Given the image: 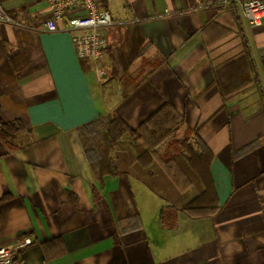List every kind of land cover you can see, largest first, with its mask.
Masks as SVG:
<instances>
[{
  "label": "crops",
  "instance_id": "0c3cea01",
  "mask_svg": "<svg viewBox=\"0 0 264 264\" xmlns=\"http://www.w3.org/2000/svg\"><path fill=\"white\" fill-rule=\"evenodd\" d=\"M112 24L98 61L77 30L48 31V0H0V245L30 238L14 264H264V19L235 0H98ZM247 56L255 81L225 99L216 71ZM164 104L182 117L141 176L96 179L77 127L116 112L132 128ZM199 127L217 209L190 215L196 189L171 162ZM176 135V136H175ZM124 157V155H122Z\"/></svg>",
  "mask_w": 264,
  "mask_h": 264
},
{
  "label": "trees",
  "instance_id": "16d2710c",
  "mask_svg": "<svg viewBox=\"0 0 264 264\" xmlns=\"http://www.w3.org/2000/svg\"><path fill=\"white\" fill-rule=\"evenodd\" d=\"M255 80L247 56L216 71V83L225 99ZM182 120L170 104H164L134 128L118 113L111 112L78 126L77 131L96 179L101 180L105 174L141 176L153 163L156 148L175 132ZM22 129L18 119L4 121L0 110V136L10 147ZM199 130L188 129L183 138L171 142L174 155L170 161L196 189L185 205L186 211L193 216H206L217 209L218 197L209 171L212 152L198 136Z\"/></svg>",
  "mask_w": 264,
  "mask_h": 264
},
{
  "label": "built area",
  "instance_id": "2783aa9c",
  "mask_svg": "<svg viewBox=\"0 0 264 264\" xmlns=\"http://www.w3.org/2000/svg\"><path fill=\"white\" fill-rule=\"evenodd\" d=\"M237 1L250 24L260 25L264 19V0ZM50 15L43 20V27L48 31L77 30L73 34L76 53L98 66L101 74L104 69L98 61L107 45L102 29L113 20L110 12L101 7L98 0H48ZM11 20L0 2V22ZM26 238L9 245H0V264H14L20 247L30 243Z\"/></svg>",
  "mask_w": 264,
  "mask_h": 264
},
{
  "label": "rangeland",
  "instance_id": "374dc122",
  "mask_svg": "<svg viewBox=\"0 0 264 264\" xmlns=\"http://www.w3.org/2000/svg\"><path fill=\"white\" fill-rule=\"evenodd\" d=\"M176 136V135H175Z\"/></svg>",
  "mask_w": 264,
  "mask_h": 264
}]
</instances>
